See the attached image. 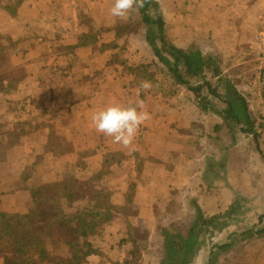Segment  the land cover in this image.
<instances>
[{
    "label": "crops",
    "instance_id": "0c3cea01",
    "mask_svg": "<svg viewBox=\"0 0 264 264\" xmlns=\"http://www.w3.org/2000/svg\"><path fill=\"white\" fill-rule=\"evenodd\" d=\"M155 1L166 22L168 43L221 60L257 126H263L258 129L261 152L252 135L230 129L221 115L203 112L195 95L170 75L162 80L156 74L157 85L147 90L133 85L136 75L126 65L158 62L147 35L114 33V0H0V87L8 90L0 93V131L6 132L0 140L5 143V135L21 124L34 129L0 160V215L33 213V190L62 182L68 174L93 177L102 171L106 157L122 153L126 167L117 170L116 165L106 183L115 192L116 204L125 203L131 184L137 186L136 199L127 218L118 216L104 236L91 239L99 250L111 243L108 264H113L112 256L117 257L115 264L133 262L132 251L161 245V228L183 229L180 233L187 237L197 209L206 218L232 212L225 217L229 226L205 237L211 241L209 249L201 248L193 262L209 264L214 245L264 227V94L254 85L251 58V43L262 28L264 0ZM136 9L120 19H129ZM83 14L90 16L92 32L82 22ZM98 21L104 30L91 43L89 36L102 27ZM144 27L141 23L139 30ZM122 41H127V49L115 46ZM116 55L118 61L129 57L114 63ZM209 80L217 85L210 74ZM138 101L151 118L140 126L132 146L124 148L95 131V112ZM212 102L224 109L216 99ZM17 106L23 107L20 112L3 110ZM52 131L55 150L48 146ZM136 154L144 160L141 172ZM217 261L264 264V237L239 242ZM0 264H5L1 256Z\"/></svg>",
    "mask_w": 264,
    "mask_h": 264
},
{
    "label": "trees",
    "instance_id": "16d2710c",
    "mask_svg": "<svg viewBox=\"0 0 264 264\" xmlns=\"http://www.w3.org/2000/svg\"><path fill=\"white\" fill-rule=\"evenodd\" d=\"M20 3L19 1L18 4ZM151 11L156 12L155 16L150 15ZM140 13L148 27L147 41L154 56L168 70L175 83L195 95L203 112L212 111L221 115L230 129L235 127L246 135H252L257 144V151L261 152L259 146L261 136L258 129H262L263 126H257L248 101L236 88L234 81L224 73L221 60L206 57L200 51H187L168 43L166 22L155 0H144V7L140 8ZM129 70L137 77L140 69ZM209 74L217 79L216 86L211 84ZM136 88H140L139 84ZM7 92L6 87H0V93ZM212 99L219 101L224 109L216 108ZM29 128L27 123L19 125L16 132L8 135L10 140L6 147L0 140V148H4L0 160L4 151L21 142L25 135L23 132ZM135 158L137 170L141 172L144 160L139 154H136ZM125 159L126 157L123 160ZM123 160L122 155L111 154L106 157L102 171L88 177L85 182L77 179L74 174H68L63 182L33 190L32 198L36 209L27 216L0 215V256L4 258L5 264H90L92 258L101 254L91 239L104 236L118 216L127 218L130 206L136 199V184L129 186L123 205L115 203L114 191L100 186L102 179L115 172L114 166L117 165V170L126 167ZM82 183H85L86 187H93L89 195L77 194L76 189ZM232 214L231 212L228 216L206 218L197 209L196 220L187 237L163 229L161 236L164 255L160 264H193L205 244L204 238L207 236L212 238L216 232L227 228L229 219L226 218H230ZM263 219L264 216L260 217V221ZM17 223L18 229L14 227ZM61 229H67L71 233L70 241H67V236V240L56 239ZM263 237L264 227L257 231L252 229L234 234L230 236V243L214 245L209 264H216L220 254L231 251L239 242ZM137 250L132 252L133 258L138 256ZM63 252H67L68 255ZM124 264L138 263L127 260Z\"/></svg>",
    "mask_w": 264,
    "mask_h": 264
},
{
    "label": "rangeland",
    "instance_id": "374dc122",
    "mask_svg": "<svg viewBox=\"0 0 264 264\" xmlns=\"http://www.w3.org/2000/svg\"><path fill=\"white\" fill-rule=\"evenodd\" d=\"M136 13L137 14H134L133 13L132 16L129 19H127V20H125V19L122 20L120 18H116V17H113V16L111 17L110 16L111 20H113V25L111 27L113 28L114 33H116L117 36L125 35V34H138L139 32H141L143 35H147L148 27L145 24H144V26H145L144 28L145 29L143 31H140L139 30L140 29V26H141V23H144V22L142 20V15H141L140 11H138V8L136 9ZM155 13L156 12L151 11L150 12V15L155 16ZM84 16L85 17L82 19V22L86 25L87 30L89 32L90 31L92 32V27H93L92 20H91L90 16H88V15H84ZM98 22L102 26L101 21H98ZM103 30H104L103 29V26L102 27L99 26L98 32H96L95 34H93V36L92 35L89 36L90 37L89 38L90 40H88V41H90L91 43H94V41H95L94 40L95 35H96V37L99 36V35H101ZM120 43H122L123 46L122 45L117 46L114 43H113V45H115L117 48L123 47V48L127 49V47H126L127 45L126 46L124 45V43L127 44V41H125V42L122 41ZM128 57L129 56H127V55L122 56L121 57V60H124L125 61L126 58H128ZM121 60L118 61V55H116V57H114V59H113V62L114 63H116V62L121 63ZM156 60H157V58H156ZM152 62H154V64H152ZM152 62H150L149 64H140L139 66L136 63L133 64L134 66H129V65H126L125 66L126 68H135V69L136 68H139L140 69L139 72L137 73V77H135L133 75V77H134L133 85L134 86L140 84L142 81H148L151 84H154V85L156 84L157 85V81L155 79V75L156 74L158 76H160L162 80H165V79H167V77H169L170 73L169 72L168 73L166 72L168 75L167 74H164L165 73L164 72L165 70H163V69L165 67L162 64H160L158 62V60H157L158 64H156L155 61H152ZM96 76L94 78H92L93 81L94 80H97L96 79L97 78ZM170 77L172 78L171 75H170ZM213 84L216 85V82L213 81ZM11 88L12 87H10L9 89H11ZM138 89L139 90H142L140 88H138ZM261 89H262L261 92L264 94V89L263 88H261ZM65 91L68 92V93H70V90L67 88V84H66V87H65ZM142 97H143V94H142ZM66 105L68 106V104H66ZM21 108H23V107H21V106H17L15 108L4 107L3 110L5 112H7V113H11V112H20ZM31 130L34 131V129L29 128V129H26L23 133L26 134V132H30ZM2 132L4 133V131H0V134ZM5 134H6V132H5ZM55 136L56 135L53 134V131L51 132L50 136H48V143H50L48 145L53 150H55V148H58V143L56 144L57 138ZM5 138L4 137H1V139H5L6 140V142H5V147H6L9 144L10 137L8 135H5ZM3 149L0 148V154H1V152H2ZM117 154L122 155V160L125 158L122 153H117ZM125 160H123V161L125 162ZM120 176H121V174H120ZM123 176H125V173L123 174ZM87 178L88 177L86 175L85 176L82 175V176L78 177L77 179H79L80 181L85 182V180H87ZM108 178H109V175L106 177V180L105 179H102V181L100 183V186H102V188L109 189V185L106 183L108 181ZM64 180H65V178H64ZM117 185H119V184H117ZM94 187H96V186L94 185ZM76 190H77L76 191L77 194L80 195V196H83L85 194L89 195L91 193L89 191V189L86 187V184L85 183L80 184ZM129 212H130V209H129ZM242 219H244V216L241 215L240 220H242ZM14 227L16 229H18L17 228L18 227V223L15 224ZM163 229L164 228H161L160 235H161ZM259 229H261V228H258V229L255 228V231H257ZM171 232L172 233H180V232H183L184 233V230L183 229H180V230H177L176 229V230H172ZM66 236L68 237V240L66 239ZM71 238H72V235H71V233L67 229L66 230L61 229V230L58 231L57 238L56 239H58L59 241H62L64 239L67 240V241H70ZM207 238L210 239L208 236H207ZM204 241H205V244L203 245L201 251H204L205 252L206 250L209 249V246H210V242L211 241L210 242L209 241H206V238H204ZM110 246H111V243L110 242L107 244V246H106V243H105L104 246L101 247L102 249L100 248V252L102 251L101 254L99 256H97V257L92 258L90 264H108L110 262V260H109V258L107 256L106 252L111 250V247ZM134 251H136V250H134ZM137 251H139L138 252L139 254H138L137 257L133 258V260H132L133 262H136L138 264H160L161 261H162V259H163V255H164L163 239H162V244L161 245H153V246H150V245L147 244V246L145 248H143L141 250L139 249ZM63 254L68 255L67 252H63ZM108 255H111L112 256V254H108ZM112 259H113V264H115L117 257L112 256Z\"/></svg>",
    "mask_w": 264,
    "mask_h": 264
},
{
    "label": "clouds",
    "instance_id": "9594fccd",
    "mask_svg": "<svg viewBox=\"0 0 264 264\" xmlns=\"http://www.w3.org/2000/svg\"><path fill=\"white\" fill-rule=\"evenodd\" d=\"M142 7L144 0H114L110 14L123 18L136 8ZM139 87L147 90L152 84L142 81ZM143 109V101H138L135 106L109 105L95 112L91 120L97 133L111 137L113 143L128 148L132 146L140 126L151 118L150 113Z\"/></svg>",
    "mask_w": 264,
    "mask_h": 264
},
{
    "label": "built area",
    "instance_id": "2783aa9c",
    "mask_svg": "<svg viewBox=\"0 0 264 264\" xmlns=\"http://www.w3.org/2000/svg\"><path fill=\"white\" fill-rule=\"evenodd\" d=\"M251 58L256 75L254 85L264 89V16L262 17V28L251 43Z\"/></svg>",
    "mask_w": 264,
    "mask_h": 264
}]
</instances>
